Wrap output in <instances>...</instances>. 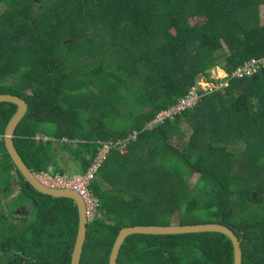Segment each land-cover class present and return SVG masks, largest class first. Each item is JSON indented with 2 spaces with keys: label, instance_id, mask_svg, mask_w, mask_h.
I'll return each instance as SVG.
<instances>
[{
  "label": "trees",
  "instance_id": "trees-1",
  "mask_svg": "<svg viewBox=\"0 0 264 264\" xmlns=\"http://www.w3.org/2000/svg\"><path fill=\"white\" fill-rule=\"evenodd\" d=\"M262 5L264 0H0V94L28 104L14 144L32 172L71 176L61 166L68 158L74 174H82L100 143L139 132L95 176L91 188L101 216L88 224L81 264H109L125 227L210 223L237 233L243 264H264V67L226 89L202 90L194 108L147 129L197 86L200 75L209 77L218 66L230 74L264 58ZM17 109L0 103L1 136ZM37 135L55 140L36 141ZM0 145L17 172V201L29 198L37 221L22 234L13 228L2 233L0 264H21L25 255L36 260L31 264H71L76 203L37 192L4 140ZM6 187L13 189L10 177ZM118 264H235V248L218 232L137 234L124 242Z\"/></svg>",
  "mask_w": 264,
  "mask_h": 264
},
{
  "label": "water",
  "instance_id": "water-1",
  "mask_svg": "<svg viewBox=\"0 0 264 264\" xmlns=\"http://www.w3.org/2000/svg\"><path fill=\"white\" fill-rule=\"evenodd\" d=\"M0 103H12L15 104L18 109L14 116L9 121L5 133H4V142L6 150L14 163L15 167L21 173L23 178L26 180L29 185H31L37 192L48 195L54 198H65L73 200L78 208L79 214V225L76 241L74 248L71 254V264H81L82 255L84 252V245L87 239V229L88 221L85 214V205L83 199L74 191L70 190H54L49 189L42 184H40L35 178L33 172L27 167L20 154L18 153L15 144H14V134L22 121L28 110L27 102L16 95L13 94H0ZM20 188L17 190L19 193ZM208 232H218L221 234L227 235L233 242L235 248V264L244 263V253L242 249V240L239 238L237 233L232 230L230 227L219 224V223H210V224H196V225H138L125 227L120 230L115 243L113 245L110 257L109 264H118V258L120 255L121 248L126 241V239L132 235L143 234V235H184L192 233H208Z\"/></svg>",
  "mask_w": 264,
  "mask_h": 264
},
{
  "label": "built area",
  "instance_id": "built-area-1",
  "mask_svg": "<svg viewBox=\"0 0 264 264\" xmlns=\"http://www.w3.org/2000/svg\"><path fill=\"white\" fill-rule=\"evenodd\" d=\"M262 65H264L262 60L251 59L250 61L244 63L242 67L235 70L230 75V78H243L248 74L256 72L257 69H259ZM223 86L224 85L221 86V84L219 86L213 84L207 85V88H202L201 85L197 83V86L194 87L186 97L179 99L178 103L168 110L160 112L156 117L157 121L154 122L156 120L154 119L150 124H148L147 129H153L156 125L162 124L166 120L174 118L176 115L194 108L198 99L201 97L202 90L212 93L214 89H221ZM138 137L139 132H135L134 135L132 134L128 139L125 140L100 143V145H98V152L96 156L92 160L87 171L82 174H74L71 176L52 174L50 172H33V174L40 184L49 189L70 190L78 193L84 201L85 214L88 224L93 223L101 216L99 198L94 195L91 188L96 174L108 160L109 156L112 155L113 151L121 150L125 153V149L128 148L129 144L132 141H136ZM37 139L44 141L55 140L54 138L47 136Z\"/></svg>",
  "mask_w": 264,
  "mask_h": 264
},
{
  "label": "flooded vegetation",
  "instance_id": "flooded-vegetation-1",
  "mask_svg": "<svg viewBox=\"0 0 264 264\" xmlns=\"http://www.w3.org/2000/svg\"><path fill=\"white\" fill-rule=\"evenodd\" d=\"M1 141V139H0ZM1 146V145H0ZM4 163L2 159V154L0 155V162ZM15 185V184H14ZM12 195L6 197V189L0 188V261L5 254V241H2L1 238L3 237L2 233L6 229L13 228L14 230L22 231V228H17V225H28L29 223L26 222L29 217L33 216V206H24L20 205L17 207V184L15 187V191ZM6 215H11L9 217H5ZM9 219V221H7ZM31 226V225H30ZM28 226V227H30ZM21 247L17 243V247ZM27 251V250H26ZM17 253L23 254V250H17ZM27 256L26 259L21 261V264H31L36 263V260L32 258L31 255Z\"/></svg>",
  "mask_w": 264,
  "mask_h": 264
},
{
  "label": "rangeland",
  "instance_id": "rangeland-1",
  "mask_svg": "<svg viewBox=\"0 0 264 264\" xmlns=\"http://www.w3.org/2000/svg\"><path fill=\"white\" fill-rule=\"evenodd\" d=\"M2 10H3V8L0 9V12ZM260 16H261L262 22H264V5L260 6ZM224 53H228V50L226 47L224 48ZM208 78H209V80H208ZM197 82L199 85H201L202 88H207V85L216 84L217 86H219L221 84V86L224 85L223 88H221V90H223V89H226L230 86L231 78H230L229 74L222 67L218 66V67H215V68L210 70V76L209 77H206L204 75H200L197 78ZM156 121H157V119L154 122H156ZM190 134L191 133L189 132V135ZM125 151H127V149H125ZM0 155H1V150H0ZM68 161L70 162L69 159H68ZM72 175H74V174H72ZM8 179H9V175H8V172L5 170V165L2 161V162H0V188H4V187L8 186ZM198 179H199V177L195 176L192 179L191 184H196ZM101 184H106V183L104 182ZM107 187L111 188L112 186L110 184H108ZM127 199H128V197H127ZM9 216H11V215H6L5 217H9ZM34 217H35V213L33 210V216L29 217V222H28L29 224L25 225V226L24 225H21V226L17 225V228L24 229L30 225L37 224V221L35 220ZM7 221H9V219H7ZM17 232L21 233L19 230H17ZM23 234L27 235V236L33 235V233H31V232H29V233L27 232V233H23ZM21 241L23 242L22 239H21ZM26 241H30V240H26Z\"/></svg>",
  "mask_w": 264,
  "mask_h": 264
},
{
  "label": "crops",
  "instance_id": "crops-1",
  "mask_svg": "<svg viewBox=\"0 0 264 264\" xmlns=\"http://www.w3.org/2000/svg\"><path fill=\"white\" fill-rule=\"evenodd\" d=\"M42 137L43 136H41V135H37L35 137V140L36 141H40L41 139H37V138H42ZM5 149H6V147H5ZM0 150H1V154H2V159L4 160L5 169L7 171V168H8V171L7 172H8L9 177L11 178V184H12V187H13V189L11 188V192L10 193L7 192V187H5V189H6V197H8L10 195L13 196V192L15 191V187H16V184H17V190L20 188L19 193L17 194V199H18V197H19L18 195L20 194L21 187H20V185L18 184V181H17V178H18L17 172H16L15 169L12 168L11 163L6 159V153H5L6 151L4 149H2L1 146H0ZM61 166L68 168L67 171H68V174L69 175H72V174L76 173L74 171V169H75L74 163H72L71 161L69 162L68 159L63 160L61 162ZM20 205L32 206L31 203H30V199L29 198H27V200H26L25 203H19L17 201V207H19ZM33 210H34V207H33Z\"/></svg>",
  "mask_w": 264,
  "mask_h": 264
},
{
  "label": "clouds",
  "instance_id": "clouds-1",
  "mask_svg": "<svg viewBox=\"0 0 264 264\" xmlns=\"http://www.w3.org/2000/svg\"><path fill=\"white\" fill-rule=\"evenodd\" d=\"M260 60H262L263 63H264V58H261ZM249 61H250V60H249ZM245 63H246V62H245ZM243 65H244V64H243ZM243 65H241L240 67H242ZM240 67H238V68H240ZM262 67H264V65H262L259 69H257L256 72H258ZM238 68H236L235 70H237ZM235 70H234V71H235ZM234 71H233V72H234ZM233 72H232V73H233ZM232 73H230L229 76H230ZM240 79H241V78H240ZM232 80H233V78L231 79V81H232ZM230 83H231V82H230ZM205 92H206V91H205ZM149 124H150V123H149ZM0 139H1V140H4V135H2V136L0 135ZM77 194H78V193H77ZM78 195H79V194H78ZM99 202H100V201H99ZM100 212H101V204H100Z\"/></svg>",
  "mask_w": 264,
  "mask_h": 264
}]
</instances>
